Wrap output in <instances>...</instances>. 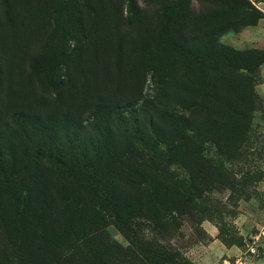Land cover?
<instances>
[{"label":"rangeland","instance_id":"1","mask_svg":"<svg viewBox=\"0 0 264 264\" xmlns=\"http://www.w3.org/2000/svg\"><path fill=\"white\" fill-rule=\"evenodd\" d=\"M249 1L262 15L258 24L231 29L220 37L221 43L239 51L264 49V0ZM138 6L152 29L158 18L154 12L162 7L148 0H139ZM126 8V0H0V176L7 172L17 191L35 189L33 204L44 193L50 195L54 204L49 211H62L61 195L79 193L90 210L80 228L68 232L60 249L49 242L47 257L39 222L28 215L19 232L9 201L0 193V264H45L44 259L47 264H136L125 255L131 247L128 239L112 219L105 224V213L93 207L97 202L88 189L77 191L78 183L72 184L65 172H41L40 178L21 174L26 162L21 156L20 139L25 136L21 127L43 129L45 134H37V141L49 142L52 153L60 146L64 151L59 157L68 163L63 157L70 149L67 142L72 139L74 148L92 134L98 106L136 103L141 108L159 93L153 76L157 49L166 44L164 36L151 39L148 27L142 20L131 21ZM258 74L253 127L236 164L224 163L212 143L204 144V155L224 164L222 184L198 198L189 213L167 215L163 233L145 220H135L143 224L134 228L140 240L157 242L192 264H264V65ZM167 86L169 99L180 81ZM30 118L40 119L37 127ZM27 138L28 144L35 142ZM54 164L60 166L59 159ZM155 165L165 182L188 186L189 175L182 166L165 159ZM81 184L85 186L84 181ZM83 227L93 233L91 238ZM104 241L118 251L114 259L96 257ZM73 252L79 257L73 258Z\"/></svg>","mask_w":264,"mask_h":264},{"label":"trees","instance_id":"2","mask_svg":"<svg viewBox=\"0 0 264 264\" xmlns=\"http://www.w3.org/2000/svg\"><path fill=\"white\" fill-rule=\"evenodd\" d=\"M148 2H156L163 9L154 12L158 18L152 29L138 6L139 0H126V9L131 21H143L151 39L164 36L166 44H159L158 69L153 76L159 93L141 108H136V103L98 106L93 112L92 134L74 148L72 139L67 142L70 149L63 157L68 163L59 157L64 151L60 146L52 153L49 142L37 141V134H45L43 129L21 127L25 135L20 139L21 156L26 161L21 174L40 178L41 172H65L72 184L78 183L77 191L88 189V196L97 202L93 207L105 213V221L112 219L128 239L131 247L125 255L134 258L136 264H192L157 242L140 240L134 228L143 224L135 220H145L163 233L167 215L189 213L198 198L222 184L224 164L207 158L204 144L212 143L224 157V163L233 165L238 161L253 127L258 103L255 87L259 69L264 65V49L235 50L221 43L220 37L231 29L256 26L262 15L249 0ZM194 2L201 8H195ZM177 81L180 88L168 99L167 85L173 87ZM30 119L33 127H37L40 119ZM26 138L35 142L28 144ZM57 159L64 168L54 164ZM161 159L182 166L189 175L188 186L165 182L155 167V161ZM33 192L35 189L29 188L17 191L10 185L7 172L1 174L0 193L9 201L13 224L23 232V220L28 215L34 216L41 225L42 253L48 257L49 242L60 249L66 244L68 232L77 231L90 210L88 203L79 199L82 193L61 195L62 211L57 214L49 211L54 204L50 195L44 193L41 201L33 204ZM81 231L88 238L93 236L86 227ZM101 246L96 257L114 259L116 248L106 241ZM73 256L79 257L74 252ZM44 263L47 264L45 259Z\"/></svg>","mask_w":264,"mask_h":264}]
</instances>
